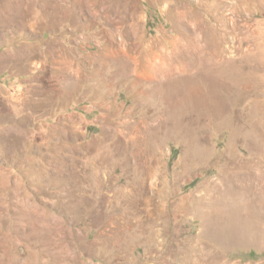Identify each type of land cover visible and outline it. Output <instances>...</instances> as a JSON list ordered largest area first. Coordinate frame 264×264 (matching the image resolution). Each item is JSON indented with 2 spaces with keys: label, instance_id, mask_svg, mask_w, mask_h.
Here are the masks:
<instances>
[{
  "label": "rangeland",
  "instance_id": "1",
  "mask_svg": "<svg viewBox=\"0 0 264 264\" xmlns=\"http://www.w3.org/2000/svg\"><path fill=\"white\" fill-rule=\"evenodd\" d=\"M0 264H264V0H0Z\"/></svg>",
  "mask_w": 264,
  "mask_h": 264
}]
</instances>
